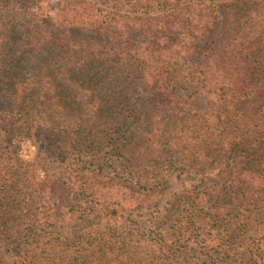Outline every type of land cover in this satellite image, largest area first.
Returning a JSON list of instances; mask_svg holds the SVG:
<instances>
[{
    "label": "trees",
    "instance_id": "16d2710c",
    "mask_svg": "<svg viewBox=\"0 0 264 264\" xmlns=\"http://www.w3.org/2000/svg\"><path fill=\"white\" fill-rule=\"evenodd\" d=\"M0 7V264H264V0Z\"/></svg>",
    "mask_w": 264,
    "mask_h": 264
},
{
    "label": "rangeland",
    "instance_id": "374dc122",
    "mask_svg": "<svg viewBox=\"0 0 264 264\" xmlns=\"http://www.w3.org/2000/svg\"><path fill=\"white\" fill-rule=\"evenodd\" d=\"M1 8V7H0ZM24 16V15H23ZM25 18H29L28 16H25ZM191 90V89H190ZM194 97H197L198 102L201 104L204 103L203 98L199 97V95H194ZM31 152V153H30ZM30 154H35L37 152L36 147H32L30 150ZM39 161L40 168L43 170H47L54 173H59L61 170V167H63L65 164H62L59 161H54L53 159L41 161V159H37ZM49 169V170H48ZM190 185V181L183 180V177H177L175 175H172L169 177V183H168V189L165 192V195L162 197L160 201L153 204L152 206L138 210V211H132L129 216H126L130 220H138V221H144L146 218H148L152 212L155 211L156 208L164 209L169 206V202L172 201L176 194H179L182 192L184 186ZM124 221V220H122Z\"/></svg>",
    "mask_w": 264,
    "mask_h": 264
}]
</instances>
